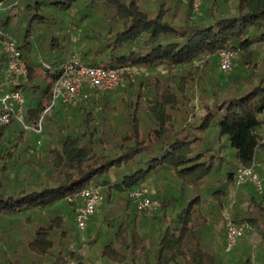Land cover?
Wrapping results in <instances>:
<instances>
[{"label": "trees", "instance_id": "1", "mask_svg": "<svg viewBox=\"0 0 264 264\" xmlns=\"http://www.w3.org/2000/svg\"><path fill=\"white\" fill-rule=\"evenodd\" d=\"M228 2L202 0L193 13L182 0H23L14 24L0 19L29 69L26 81L7 87L24 94L29 123L51 100L53 75L40 59L58 64L74 54L87 65L140 70L46 112L40 149L18 122L0 129V264H222L202 239L216 232L237 168L252 164L262 190L242 185L247 196L237 197L232 215L264 239V71L254 73L264 0H236L233 9ZM221 48L234 51L232 67L196 116V63L219 68ZM5 66L0 44V83L9 79ZM71 105L76 123L66 121L79 116L66 115ZM148 181L159 206L138 211L129 193ZM89 185L101 186L102 204L82 241L69 228L77 204L69 198ZM114 197L125 201L121 211ZM225 261L252 264L231 253Z\"/></svg>", "mask_w": 264, "mask_h": 264}, {"label": "built area", "instance_id": "2", "mask_svg": "<svg viewBox=\"0 0 264 264\" xmlns=\"http://www.w3.org/2000/svg\"><path fill=\"white\" fill-rule=\"evenodd\" d=\"M189 2L193 13L200 11L202 0H182ZM1 7V4H0ZM0 44L6 56L5 71L8 80L0 83V129L12 121L18 122L25 130L33 129L40 131L42 128L43 115L56 104L70 103L78 100L81 96L87 97L86 89L109 90L122 85L125 74H138L140 70L130 64H122L114 67H103L87 65L76 55H70L66 60L53 64L40 59L41 68L45 73L52 76L51 100L43 109L42 115L33 123L26 120L25 96L20 89L9 90L7 87L11 82L26 81L29 69L23 58L18 41L4 34L0 28ZM235 53L231 48L219 50V69L228 72L232 67ZM264 142V129L259 143ZM252 183L262 190V181L254 169V165L240 166L235 173L234 184L242 186ZM129 197L138 211L155 210L159 201L147 195L145 186L130 191ZM76 201L74 222L77 229L84 230L88 224L89 217L100 210L102 204L101 186L89 185L80 188L70 198ZM234 200L227 206L222 207L221 216L225 232L226 252L232 250L236 241L247 233H252L255 227L248 222L236 223L232 215Z\"/></svg>", "mask_w": 264, "mask_h": 264}, {"label": "rangeland", "instance_id": "3", "mask_svg": "<svg viewBox=\"0 0 264 264\" xmlns=\"http://www.w3.org/2000/svg\"><path fill=\"white\" fill-rule=\"evenodd\" d=\"M149 1L154 2L155 0H149ZM235 2H236V0H229V2H228L229 8L233 9ZM0 4H1L0 19L4 18L6 15H8L9 17H11V22H12L11 24L15 23L16 16L18 17L20 14L23 13V6H24L23 0H0ZM13 15H16V16L14 17ZM255 48L257 49V58H256L257 68L255 69L254 73H257L260 69L262 71H264V42L256 44ZM196 64L199 65V68L195 72L196 79L194 80V82L192 84V87L190 90V96H191V100H192V104H193V108H194V113H196V116H198L203 111L201 108L202 104L209 100L208 92L211 89V87H215L217 85V83L222 81L223 75H226L227 73L226 72L223 73L219 70L217 62H215L213 64L209 63V65L207 67L201 66V64L199 62H197ZM161 69H165V68H161ZM187 69H188V66H184L181 69H179V72H185V71H187ZM177 71H178V69L172 70V72H177ZM39 98H40V93H37L34 96V100H33L32 104H35L39 100ZM32 104H29L28 106H32ZM26 107L27 106L25 103V109H26ZM60 107H61V105L56 104L50 111H48L46 113V117H48L51 113L55 112L56 110H59ZM66 112H65L66 115H68L69 112H72V114L74 112L76 115H79L77 118L75 117L74 119H70V120L68 118V120H66V121L76 123V121L80 118V113L76 112V106L75 105H71L69 108L67 107ZM58 123H62V122H58ZM25 136L27 137L28 140H30V143L33 146L40 149L42 142H43V139L48 137V133L46 131H44L43 124H42V128L40 131H35L33 129H26ZM160 184L162 185V183H160ZM156 187H157V184H155V183L153 184L150 181H148V183H146V185H145L147 195L154 198L153 195H154V191L156 190ZM241 194H243L244 196H247L246 191L243 189L242 186L237 187L235 184H232L228 190L224 205L220 206V208H219V214L221 215L222 207L229 205L231 203V201L234 200V203L232 205V214H233L234 208L236 205V201H237V197ZM205 195H207L206 196L207 198L210 197L208 194H205ZM112 201L113 202H111L110 205H112L118 211H121L125 207V201L121 198L114 197ZM245 203H246V201L244 202V204L242 206H245ZM157 209H158V207H157ZM157 209H155V210H157ZM151 211H153V210L146 211V212H151ZM221 223H222V218H221ZM69 228H70V230L78 231L80 234V239L82 241L87 239L85 231L77 229L76 224L73 220L69 221ZM141 230L146 231L147 229L144 226V227H141ZM88 253H89V247H88V245H86L85 250H84V254L87 255Z\"/></svg>", "mask_w": 264, "mask_h": 264}, {"label": "crops", "instance_id": "4", "mask_svg": "<svg viewBox=\"0 0 264 264\" xmlns=\"http://www.w3.org/2000/svg\"><path fill=\"white\" fill-rule=\"evenodd\" d=\"M260 166L264 169V159L261 161ZM202 243L203 248L208 252L214 253L217 260L222 259V264H230V262L225 261L226 258H229L230 253L233 254L237 261L249 257L252 264H264V239L258 229L240 237L232 250L226 252L224 249V227L223 222L221 223L220 221L216 232L205 234Z\"/></svg>", "mask_w": 264, "mask_h": 264}]
</instances>
